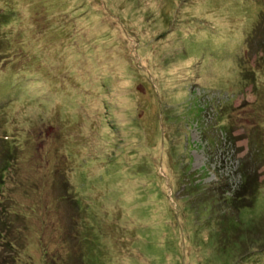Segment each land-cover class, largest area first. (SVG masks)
I'll return each mask as SVG.
<instances>
[{
	"label": "rangeland",
	"instance_id": "374dc122",
	"mask_svg": "<svg viewBox=\"0 0 264 264\" xmlns=\"http://www.w3.org/2000/svg\"><path fill=\"white\" fill-rule=\"evenodd\" d=\"M263 6L0 0V264H264Z\"/></svg>",
	"mask_w": 264,
	"mask_h": 264
},
{
	"label": "trees",
	"instance_id": "16d2710c",
	"mask_svg": "<svg viewBox=\"0 0 264 264\" xmlns=\"http://www.w3.org/2000/svg\"><path fill=\"white\" fill-rule=\"evenodd\" d=\"M262 22L264 23V6L261 7L260 13L258 14V21L254 26V30H253L254 32L251 34H254L255 32L257 33V27ZM257 46L259 47V49H256V51L258 52V50H260L262 56L257 57L258 53L256 52L255 54L256 56H255V60L253 61V64H250V62L243 63L244 60L241 61L240 63L241 78L247 84L252 85V87H254V91L256 92L257 100L256 102H254L253 113H256L258 111L264 113V87H262L260 84L257 83V81L259 80L256 78V72H260L264 74V33L262 34V38L257 42ZM253 130L255 131V129ZM258 132L262 134L264 131H258ZM9 140L10 138L0 127V144L2 147L5 148V149L3 148L0 149V188L4 184L6 169L9 166H11L13 163V161L10 160L9 157H10V153H12V151L15 150V148L12 147L11 151L7 148V142ZM261 144H264V137L263 139L261 138L260 145ZM259 150H262L261 153H263L264 146L263 148L260 146ZM259 190H260L259 181L256 179V176L253 174H251V176L249 175L247 179L244 180L243 185L241 186L240 191L244 193L243 197H240L243 194L240 192L241 195L237 196L236 201L233 200L232 204L235 205L236 208L253 207L255 205V201L257 199V194ZM242 198L248 199V204L240 203V205H236V203L240 202Z\"/></svg>",
	"mask_w": 264,
	"mask_h": 264
}]
</instances>
